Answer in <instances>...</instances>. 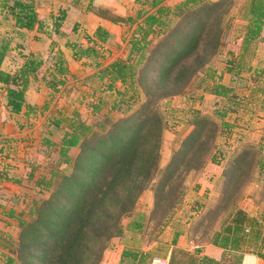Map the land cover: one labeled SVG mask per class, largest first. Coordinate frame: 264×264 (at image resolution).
Segmentation results:
<instances>
[{
    "label": "rangeland",
    "instance_id": "1",
    "mask_svg": "<svg viewBox=\"0 0 264 264\" xmlns=\"http://www.w3.org/2000/svg\"><path fill=\"white\" fill-rule=\"evenodd\" d=\"M111 1V6L106 3L109 9L105 12L110 19L106 21L93 12H86L90 0H50L60 8L53 10L49 18L38 16L47 27L29 39L14 36L17 48L12 55L17 61L15 65L5 66L7 70L14 72L24 65L30 56L18 54H32L30 50H34L41 64L25 93L26 102L38 107L36 114L32 111L28 116L25 111L11 113L6 106L5 90L0 89V264H7V257L19 258L25 253L21 238L25 240L27 227L32 223L40 225L51 202L61 203L58 198L63 175L70 176L74 171L70 165L58 164L65 122L60 127L54 122L67 117L92 125L108 117L128 123L140 114L142 104L149 101L160 108L167 122L160 145L159 171L138 198L134 212L121 218L122 235L108 241L97 264L120 261L139 264L142 249L148 250L143 264L151 263L154 258L168 259L170 264H237V255L216 247L213 242L216 234L224 231L233 205L244 210L251 222L255 220L260 225L261 240L264 237V174L259 173L258 166L253 165L245 181L228 192L241 167L239 158L245 149L254 156L264 155V26L253 42H244L249 30L246 0H223L218 10L210 3L204 10V3H200L179 17L170 14L164 33L147 37L149 44L144 59L136 69L149 73L144 84L148 91L143 89L142 81L136 82L137 90L126 91L120 82L108 87L109 79H100L99 74L119 60L136 63L139 55L131 53V41L143 35L138 27L144 26V17L154 9L151 0ZM164 4L173 8L178 2L164 0ZM103 6L98 8L104 10ZM67 7L75 10L69 11ZM61 11H65L64 23L55 33L54 22ZM67 11L71 13L68 21ZM0 12V32L15 35L9 21L4 19L11 17L5 11ZM101 12L96 9L99 15ZM138 15L141 16L138 18ZM128 18L135 21L130 22ZM113 19L118 21L113 24ZM213 25L215 29L210 38L218 40L217 47L213 48L216 42L213 40L206 51H201V42ZM98 27L110 30L106 42L95 35ZM37 36L43 37L37 40ZM187 43L193 48L190 54L198 51H201L198 54H207L203 67L180 94L169 96L168 91L158 92L161 73ZM86 48L93 50L91 57L79 55V50ZM212 50L214 54L209 57ZM61 65L66 68L63 75L57 74ZM52 80L57 83L54 88L47 86ZM217 83L231 88L227 97L210 93V86ZM99 107L102 110L96 115L94 110ZM201 138L209 141L203 167L181 172L185 159ZM79 152L74 148L69 154L76 158ZM56 173L61 176H54ZM49 180L52 184L45 190L42 182ZM171 187L174 189L169 192ZM179 196L182 201L173 203ZM164 201L166 204L162 206ZM137 213L144 214L146 219L154 214L151 221L144 220L147 221L144 235L126 230L138 218ZM247 234L244 250L254 249V241ZM260 243L262 253L264 240ZM207 246L215 247L219 255L203 256ZM39 248L32 261H38L43 255V247ZM122 249L137 254L136 259H121ZM256 264H264V260L258 259Z\"/></svg>",
    "mask_w": 264,
    "mask_h": 264
},
{
    "label": "trees",
    "instance_id": "2",
    "mask_svg": "<svg viewBox=\"0 0 264 264\" xmlns=\"http://www.w3.org/2000/svg\"><path fill=\"white\" fill-rule=\"evenodd\" d=\"M221 1L223 0L211 3L208 0H186L175 5L173 9L165 5L164 0H151V8L154 11L144 17V26L138 27V32H142L143 35L131 41L133 49L131 53L139 55L136 63L121 60L113 62L102 70L99 78H108L110 88L120 82L126 91H131L133 88L137 90L136 82L142 81V87L147 92V86L144 84L149 79V73L144 71L145 69L142 72L136 70L144 59L145 49L149 44L147 37L164 33L169 26L167 20L170 22L168 18L170 14L179 17L184 11L200 3H204L203 9L210 3L213 9L218 10L223 3H219ZM94 4L95 0H90L86 12L91 10ZM245 6L249 30L245 34L244 42L247 44L261 35L264 26V0H246ZM0 7L6 15L13 18L15 27L19 30L32 31L37 28L43 31L47 27L46 23L37 17L35 0H3ZM170 10L173 12L171 13ZM140 16L138 15V18ZM64 18L65 11H61V16L54 22L55 33L59 32ZM127 20L135 21L131 18ZM117 21L112 20L113 24ZM215 26L218 29V23ZM214 29L213 25L209 34L201 42V51H206L210 41L214 42L213 40L216 41L213 48L217 47L218 40L210 38ZM217 33L218 38L220 31ZM46 34L48 35V32ZM95 35L100 41L106 42L109 32L98 27ZM189 46L190 44L187 43L173 63L163 70L157 82L158 92L168 91L169 96L180 94L189 80L203 67L207 54H198L201 51L190 54L193 48ZM9 51L10 41L3 39L0 42V89L5 90L6 106L14 114H20L23 111L26 116L31 111L36 114L38 107L26 102L25 93L30 86L31 78L36 77L41 62L30 57L16 71H3L1 64ZM91 52H93L91 48H86L83 51L80 49L78 53L80 56L91 57ZM213 54L212 50L209 57ZM59 64L62 62L59 61ZM65 72L66 68L62 65L57 70V74L60 75ZM54 80L48 82L47 86L54 88L57 85ZM210 87V93L218 97H227L232 91L231 88L219 83ZM135 89L133 93H136ZM152 103L154 102L149 101L142 104L140 114L135 115L134 119L128 123H126L127 120L113 121L108 117H105L103 122H95L92 125H87L80 119L67 117L54 122L56 127H60V124L65 122V130L59 143L58 164L70 165L74 171L70 176L63 175V185L58 198L61 199V203L51 202L40 225L34 226L35 223H32L27 227L25 240L21 238L25 253L19 258L7 257V264H43V262L44 264H97L101 260L108 241L123 233L121 218L134 212L138 198L150 187L159 171L160 145L167 122L162 118L160 108L153 106ZM101 110L102 107H99L94 110V113L99 115ZM114 127L117 128L113 129ZM106 129L109 131L105 132ZM198 142L185 159L181 172L203 167L209 151V141L208 138L204 140L201 138ZM74 148L80 150L76 158H72L69 154ZM239 161L242 162L241 167L234 184L228 191L229 194L245 181L253 165L258 166L260 174H264V155L254 156L252 152L245 149ZM58 175V173L54 174V176ZM180 175L181 173L178 174ZM42 183L46 190L51 186L52 180ZM171 189L174 188L171 187L169 192ZM164 199L165 197L162 201ZM181 201L182 198L179 196L173 203L178 204L177 202ZM47 203L48 201L45 202ZM164 204H166L165 201L162 202V206ZM230 210L226 227L221 234H216L213 245L237 255L235 256L237 264H256L258 259L264 260V252H259L260 242L264 240V237L261 240L260 225H256L255 220L251 222L247 213L238 206L233 205ZM137 214L138 218L128 224L126 230L144 235L146 216ZM153 216L148 219L151 221ZM256 226L257 229H255ZM247 233H250L254 241L252 243L253 246L255 245L254 249L244 250ZM40 245V248L43 247V255L38 261H32L31 258L35 256V251ZM136 255L130 250L122 249L119 257L136 259ZM146 256L141 251L138 258L139 264L145 262Z\"/></svg>",
    "mask_w": 264,
    "mask_h": 264
},
{
    "label": "crops",
    "instance_id": "3",
    "mask_svg": "<svg viewBox=\"0 0 264 264\" xmlns=\"http://www.w3.org/2000/svg\"><path fill=\"white\" fill-rule=\"evenodd\" d=\"M2 1L3 0H1L0 1V4L2 3ZM20 1H26V0H20ZM107 1V2H106ZM95 0V4H94V6H92V8H91V10H89V12H93V14L95 15V14H97V15H95V16H98V18L100 17V19H102V20H106V21H108V20H110L109 19V15H108V13H106L105 12V9H109V7H106V3H110V6H111V3H112V1L111 0ZM184 1H186V0H175V3L176 2H178V3H182V2H184ZM209 2H211V3H216V2H218L219 0H208ZM97 2H101L100 4H98V5H96V3ZM103 2V3H102ZM102 5H104L103 7V9L104 10H102L101 8H98V7H101ZM96 6V7H95ZM1 8V7H0ZM57 8H60V6H58L57 4H54L53 2H50V0H35V9H36V13H37V17L41 14L42 16H44L45 18H46V16H48V18H49V15H51V13H52V11L53 10H55V9H57ZM69 7H67L66 9L67 10H69V11H73V10H75L74 8L75 7H73V8H69ZM100 9L102 12H101V14L99 15L98 13H96V9ZM1 11V10H0ZM69 11H67V17H66V19H67V21L70 19V15H71V13H69ZM107 11V10H106ZM0 13H2V12H0ZM4 18V17H3ZM6 21H9L8 22V24H9V27H10V29L11 30H13V32H14V34L15 35H13V36H11V35H8V33L7 32H4V33H1L0 32V42L3 40V39H7V40H9L10 41V51L7 53V55H6V57H5V59H4V61L2 62V64H1V69L3 70V71H7V72H10L9 70H7V68L5 67V66H7V65H9V64H13V65H15L16 64V61H17V58L16 57H14L12 54H15V52H16V48H17V45H15L16 44V42H17V40L15 39V37L14 36H18L20 39H22V40H25V39H29V37L30 36H34V34L35 33H39V31L37 30V28H35V29H33L32 31H27V30H24V29H21V30H19V29H17L16 27H15V21L14 20H12L11 18L9 19V18H4ZM39 19V18H38ZM40 20V19H39ZM13 21V22H12ZM64 23V22H63ZM67 31H69L68 29L66 30V33H69V32H67ZM108 31V30H107ZM110 31V30H109ZM108 31V32H109ZM12 32V31H11ZM11 32H9V33H11ZM40 32H42V31H40ZM7 33V34H6ZM39 37H43V36H37V40H39L40 38ZM47 39V38H46ZM19 48H21V47H19ZM29 53H32V54H18V56H22V57H25V58H27L28 57V55L31 57V58H33V59H38L37 58V56H35V55H37L36 53H34V50H30V52ZM25 55H27V56H25ZM5 67V68H4ZM18 67V66H17ZM215 247H212V246H207V247H205V249L203 250V253H202V255L204 256V255H207V256H211V257H215V255L216 256H218L219 255V252H217L215 249H214ZM142 252H143V254H145V255H148V250H145V249H142ZM211 253H213L214 255H212ZM132 262H134V261H132ZM124 264H127V263H124ZM133 264V263H132ZM134 264H138V263H136V262H134ZM150 264V263H149Z\"/></svg>",
    "mask_w": 264,
    "mask_h": 264
},
{
    "label": "built area",
    "instance_id": "4",
    "mask_svg": "<svg viewBox=\"0 0 264 264\" xmlns=\"http://www.w3.org/2000/svg\"><path fill=\"white\" fill-rule=\"evenodd\" d=\"M150 264H169V260L163 258H154Z\"/></svg>",
    "mask_w": 264,
    "mask_h": 264
}]
</instances>
